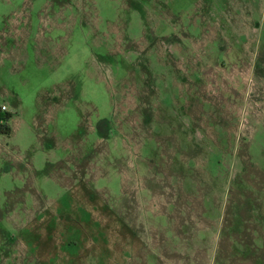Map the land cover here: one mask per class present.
<instances>
[{"label": "rangeland", "instance_id": "obj_1", "mask_svg": "<svg viewBox=\"0 0 264 264\" xmlns=\"http://www.w3.org/2000/svg\"><path fill=\"white\" fill-rule=\"evenodd\" d=\"M0 108V264H264V0H0Z\"/></svg>", "mask_w": 264, "mask_h": 264}, {"label": "trees", "instance_id": "obj_2", "mask_svg": "<svg viewBox=\"0 0 264 264\" xmlns=\"http://www.w3.org/2000/svg\"><path fill=\"white\" fill-rule=\"evenodd\" d=\"M12 114L8 111L1 110L0 108V134L10 133L11 127L8 123L9 118Z\"/></svg>", "mask_w": 264, "mask_h": 264}, {"label": "built area", "instance_id": "obj_3", "mask_svg": "<svg viewBox=\"0 0 264 264\" xmlns=\"http://www.w3.org/2000/svg\"><path fill=\"white\" fill-rule=\"evenodd\" d=\"M4 108V107H3ZM2 110V109H1Z\"/></svg>", "mask_w": 264, "mask_h": 264}]
</instances>
